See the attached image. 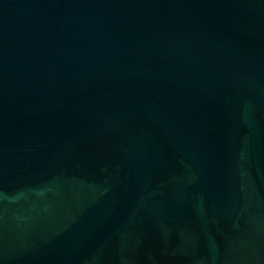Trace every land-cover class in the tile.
<instances>
[{
	"label": "water",
	"instance_id": "water-1",
	"mask_svg": "<svg viewBox=\"0 0 264 264\" xmlns=\"http://www.w3.org/2000/svg\"><path fill=\"white\" fill-rule=\"evenodd\" d=\"M0 264H264V0H0Z\"/></svg>",
	"mask_w": 264,
	"mask_h": 264
}]
</instances>
